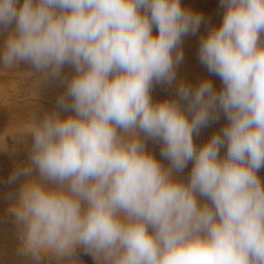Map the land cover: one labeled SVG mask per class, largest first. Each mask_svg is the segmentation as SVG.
Wrapping results in <instances>:
<instances>
[{"label": "clouds", "instance_id": "1", "mask_svg": "<svg viewBox=\"0 0 264 264\" xmlns=\"http://www.w3.org/2000/svg\"><path fill=\"white\" fill-rule=\"evenodd\" d=\"M219 6L198 49L217 89L177 80L183 39L205 22L182 0H0V66L64 87L30 124L17 174L31 178L10 208L19 255L77 264L82 248L96 264H264V0ZM154 85L175 97L154 101ZM221 113L224 126L197 146Z\"/></svg>", "mask_w": 264, "mask_h": 264}, {"label": "rangeland", "instance_id": "2", "mask_svg": "<svg viewBox=\"0 0 264 264\" xmlns=\"http://www.w3.org/2000/svg\"><path fill=\"white\" fill-rule=\"evenodd\" d=\"M182 5L204 16L205 22L196 35H188L183 39L184 60L177 68V80H185L195 86L202 79L208 78L219 89L221 81L211 75L198 59L200 37L206 35L213 26L222 21L223 9L220 0H182ZM154 32L156 29H153ZM5 33H0L2 44ZM29 69L25 65L19 68L6 69L0 66V264H34L31 257L18 254L20 246V227L10 211L15 203L21 185L31 177L18 175L21 166L28 159V149L31 138L28 136L30 124L36 115L42 117L47 111L55 109L58 96L64 87L58 81H50L40 87L35 76H28ZM73 73L71 67L64 68V75L70 77ZM154 101L175 97V87L154 85L152 90ZM226 123L223 114L218 122L210 123L201 129L198 136L194 135L197 146L206 142L211 135L221 129ZM147 148L152 151L165 166L168 161L160 157V143L147 141ZM225 149H221V155ZM192 163L189 162L183 173L177 174L179 178L187 179ZM36 173L33 172V176ZM259 175L264 179V169ZM77 264H96L90 253L78 248L75 253ZM40 264H58L49 256H45Z\"/></svg>", "mask_w": 264, "mask_h": 264}]
</instances>
